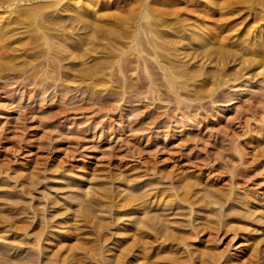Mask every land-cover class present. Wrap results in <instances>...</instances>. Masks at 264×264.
<instances>
[{"label": "rangeland", "instance_id": "1", "mask_svg": "<svg viewBox=\"0 0 264 264\" xmlns=\"http://www.w3.org/2000/svg\"><path fill=\"white\" fill-rule=\"evenodd\" d=\"M4 1L0 264H264V53L236 0L219 22L208 0ZM134 194L157 203L117 207Z\"/></svg>", "mask_w": 264, "mask_h": 264}, {"label": "bare ground", "instance_id": "2", "mask_svg": "<svg viewBox=\"0 0 264 264\" xmlns=\"http://www.w3.org/2000/svg\"><path fill=\"white\" fill-rule=\"evenodd\" d=\"M4 1V0H3ZM8 3H11V1L12 0H6ZM5 2V1H4ZM142 3V1L140 0L139 1V3ZM231 3H233V0L231 1V0H224V1H220V0H208L207 1V4H206V7L209 9V10H213V12L214 13H212V14H208L207 16L208 17H210V19H211V17H212V19L213 18H218L217 20H218V22L219 21H221V20H226V19H224V17H223V15H224V12H222V13H220V10H223V11H225L224 9L225 8H227V7H229V6H231ZM233 4H235L236 6H238V7H240V9L238 10V11H246L245 12V17H244V31L240 34L242 37H244V40L246 41V44H247V46L249 47V52H250V54H249V56L251 57H253V59H251V61L252 62H254V63H258V62H260L261 60V55H262V53H264V51H261V50H256L257 48V45H259V44H262V45H264V0H236V1H234V3ZM141 5V4H140ZM146 5H148L147 3H146ZM90 6V5H89ZM163 6H165V5H163ZM9 7V6H8ZM151 7V6H150ZM161 7V6H160ZM153 8V7H152ZM158 8V7H157ZM157 8H155V9H157ZM154 9V10H155ZM161 9H162V7H161ZM166 9V8H165ZM153 10V9H152ZM159 10V9H158ZM164 10V9H163ZM27 11V10H26ZM21 12V11H20ZM143 12V11H142ZM145 12V11H144ZM227 12V11H226ZM229 12V11H228ZM10 13H12V12H10ZM23 12H21V14H22ZM149 13V12H148ZM163 12H161V14H162ZM17 14H19L18 12H17ZM96 14V13H95ZM125 14V13H124ZM152 13H150V15H151ZM228 14V13H227ZM105 15H108V14H105ZM110 15V14H109ZM137 15V14H136ZM147 15V13H143V16H142V14H141V16L142 17H145ZM217 15V17H214V16H216ZM229 15H230V13H229ZM228 15V16H229ZM237 15V14H236ZM25 16V15H24ZM23 16V17H24ZM111 16V15H110ZM152 16V15H151ZM155 15H153V17H154ZM227 16V17H228ZM12 17V16H11ZM17 17H18V15H17ZM96 17V16H95ZM124 17V16H123ZM148 17V16H147ZM205 17H206V15H205ZM208 17H207V19H208ZM232 17V16H231ZM25 18H27V16L25 17ZM30 18V17H29ZM117 18V17H116ZM241 18V17H240ZM28 19V18H27ZM78 19V18H77ZM76 19V20H77ZM89 20H91L90 18H88ZM95 19V18H94ZM112 19V18H111ZM126 19V18H125ZM147 19V18H146ZM145 19V20H146ZM228 19V18H227ZM93 20V19H92ZM115 20V19H114ZM13 21V20H12ZM15 21V20H14ZM80 21H81V19H80ZM94 21V20H93ZM93 21H92V24H93ZM238 21V20H237ZM236 21V22H237ZM227 22V21H226ZM12 23V22H11ZM138 23V22H137ZM211 23V22H210ZM14 24H16V23H14ZM88 24V23H87ZM86 24V25H87ZM91 24V25H92ZM206 25L207 24H209V22L207 23H205ZM229 24V23H228ZM231 24V23H230ZM238 24V23H237ZM140 25V24H139ZM210 25V24H209ZM212 26H213V24H212ZM212 26H210V27H212ZM236 26V24L234 25V27ZM86 27V26H85ZM143 27V26H142ZM207 27H208V25H207ZM237 27V26H236ZM84 28V27H83ZM232 28H233V26H232ZM145 29V28H144ZM212 29H214V28H212ZM216 29V28H215ZM209 30H210V28H209ZM229 30V29H228ZM228 30H224V31H226V32H228ZM144 31H146V30H144ZM212 31V30H211ZM5 33L6 32H2L1 34H0V43L2 42V41H4V39H6V37H5ZM140 33V32H139ZM215 33H218L217 31L215 32ZM225 33V32H224ZM229 33V32H228ZM227 33V34H228ZM222 35V34H221ZM220 35V36H221ZM132 36V35H131ZM139 36H141V35H139ZM216 36H219V35H216ZM240 36V37H241ZM215 36L212 34V33H209L208 34V36H207V40H211L212 38H214ZM138 38H140V37H138ZM216 38V37H215ZM221 40H223L222 38H224V36L221 38V37H219ZM225 38H226V36H225ZM224 38V39H225ZM218 39V38H217ZM220 39H219V41H220ZM237 39H239V38H237ZM140 41V40H139ZM219 41L218 42H216V43H219ZM138 42V41H137ZM140 42H138V44H139ZM212 43V42H211ZM214 43V42H213ZM204 44L205 45H207V44H209V42H206V40L204 41ZM142 45V44H141ZM215 45V44H214ZM219 45V44H218ZM0 46H1V44H0ZM4 46V45H3ZM3 46L1 47L2 48V50H4L3 49ZM222 47H223V45H221ZM134 47V46H133ZM261 49V48H260ZM1 50V49H0ZM6 50V49H5ZM133 50V49H132ZM141 50H142V48H141ZM264 50V49H263ZM139 52H140V50H139ZM207 52V51H206ZM211 52V51H210ZM223 52V51H222ZM212 53V52H211ZM211 53H209V54H211ZM221 53V52H220ZM120 54V53H119ZM206 54V53H205ZM208 54V53H207ZM213 55H214V52H213ZM216 55V54H215ZM117 56V55H116ZM220 56V55H219ZM122 58V57H121ZM260 58V59H259ZM243 59H245V58H243ZM264 59V58H263ZM262 59V60H263ZM250 61V62H251ZM122 62V61H121ZM250 64V63H249ZM264 65V60H263V63H261V65ZM260 65V64H259ZM246 74H249V73H246ZM233 170V169H232ZM242 170V169H241ZM247 170V169H246ZM37 176V175H36ZM168 176V175H167ZM183 176V175H182ZM186 176V175H185ZM163 177V176H162ZM34 178H35V176H34ZM158 178V177H157ZM165 178V177H164ZM37 179V178H36ZM39 179H40V177H39ZM38 179V180H39ZM156 179V178H155ZM187 179V178H186ZM188 179H190V178H188ZM26 180V179H25ZM30 180H31V178H30ZM38 180H36L37 182H38ZM192 180V179H191ZM190 180V181H191ZM29 181V180H28ZM128 182L127 183H129V180H127ZM131 181V180H130ZM196 181H198V180H196ZM200 181V180H199ZM157 182V181H156ZM27 183V182H26ZM25 183V184H26ZM32 183H34V182H32ZM126 183V182H125ZM153 183V182H152ZM157 183H159V182H157ZM175 183V182H174ZM173 183V184H174ZM154 184H155V182H154ZM153 184V185H154ZM161 184V183H160ZM187 184V183H186ZM22 185V184H21ZM27 185H28V183H27ZM125 185H127V184H125ZM152 185V184H151ZM180 185V184H179ZM29 186V185H28ZM190 185H188V187H189ZM204 186V185H203ZM208 186V185H207ZM105 187H107V186H105ZM134 187V186H133ZM144 187V186H143ZM145 187H147V185L145 186ZM185 187V186H184ZM184 187H183V189H184ZM109 187H107V189H108ZM178 189H179V187H177ZM104 189V188H103ZM176 189V188H175ZM182 189V190H183ZM229 189H230V187H229ZM36 190V189H35ZM95 189H93V191H94ZM100 190V189H99ZM142 190V189H141ZM161 190V189H160ZM164 190H166V189H164ZM163 190V191H164ZM200 190V189H199ZM203 190H207V189H203ZM218 190H221V189H218ZM18 191V190H17ZM92 191V192H93ZM104 191H107V190H104ZM131 191V190H130ZM133 191V190H132ZM151 191V190H150ZM29 192V191H28ZM91 192V193H92ZM99 192V191H98ZM100 192H102V191H100ZM135 192V191H134ZM133 192V193H134ZM229 192V191H228ZM88 193V192H87ZM128 193H129V191H128ZM136 193V192H135ZM140 193H141V191H140ZM148 193V192H147ZM154 193V192H153ZM155 193H157V192H155ZM161 193V192H160ZM205 192L203 191V194H204ZM207 193H209L208 191L206 192V195H208L209 196V194H207ZM220 193H221V191H220ZM227 193V192H226ZM78 193H76V195H77ZM89 194V193H88ZM131 194V196H132V192L130 193ZM169 194V193H168ZM180 194V193H179ZM91 195V194H90ZM107 195V194H106ZM135 195V194H134ZM184 195H186V193H184ZM183 195V193L182 194H180L179 195V197H178V199H180V200H189L186 196H184ZM194 195V194H193ZM196 195V194H195ZM205 195V197H208V196H206ZM210 195H211V193H210ZM34 196V195H33ZM81 196V195H80ZM93 196V195H92ZM95 196V195H94ZM128 196V195H127ZM136 197H134L133 196V198H127L126 199V203L125 202H120L119 204H117V207L119 208L120 206L121 207H123L124 208V206H126V207H128L129 205H130V203L129 202H131V201H137V199H141V200H139V202H140V204L137 206V207H135L134 206V208H133V205H132V207H130L131 209L133 208V209H136V210H138V211H141L142 212V214H143V212L144 211H146L147 213H148V211L146 210V207H150V204H151V206H152V202H154V201H150V202H144V200L143 199H145L146 200V198L148 199V197H146V196H144L145 198H143V197H137L138 195H135ZM148 196V195H147ZM161 196V195H160ZM171 196H173V195H171ZM171 196H170V199H171ZM204 196V195H203ZM215 196V195H214ZM223 196V195H222ZM242 196V195H241ZM240 196V197H241ZM98 197V196H97ZM126 197V196H125ZM168 197V196H167ZM210 197H213L212 195L210 196ZM230 197V196H229ZM9 198V197H8ZM37 198H39V197H37ZM79 198V197H78ZM80 198H82V197H80ZM79 198V199H80ZM94 198V197H93ZM158 198V197H157ZM156 198V199H157ZM165 198V197H164ZM202 198V197H201ZM216 198H217V196H216ZM215 197H213V200L214 199H216ZM226 199L228 198L227 197V195H226V197H225ZM1 200H2V198H0ZM15 199H16V197H15ZM22 199V198H21ZM83 199V198H82ZM85 199V198H84ZM193 199V198H192ZM205 199V198H204ZM208 199V198H207ZM5 200H7V199H5ZM4 199H3V201H5ZM74 200V199H73ZM88 200V199H87ZM86 200V201H87ZM125 200V199H124ZM127 200L129 201L128 202V204H127ZM151 200V199H150ZM158 200V199H157ZM156 200V201H157ZM211 200V199H210ZM220 200V199H219ZM2 201V202H3ZM20 201H22V200H20L19 199V202ZM76 201V200H75ZM101 201H103V200H101ZM212 201V200H211ZM10 202V201H9ZM8 202V203H9ZM16 202H18V201H16ZM26 202V201H25ZM25 202H23V204L25 203ZM61 202V201H60ZM83 202H85V200H83ZM90 202V201H89ZM168 202V201H167ZM203 202V199L201 200V199H198V200H196L194 203H195V205H196V203H202ZM206 203H208V201H205ZM214 202H216V201H214ZM222 202V201H221ZM220 202V203H221ZM245 202L247 203V200H245ZM250 202V201H249ZM103 203V202H102ZM132 203V202H131ZM155 203H157V202H154V205H155ZM189 203V202H188ZM191 203V202H190ZM240 203V202H239ZM28 204V203H27ZM43 204V203H42ZM80 204V203H79ZM87 204V203H86ZM108 204V203H107ZM135 204V203H134ZM161 204H163V203H161ZM211 204V203H210ZM216 204V203H215ZM44 205V204H43ZM94 205V204H93ZM100 205V204H99ZM104 205V204H103ZM119 205V206H118ZM148 205V206H147ZM164 205V204H163ZM213 205V204H212ZM241 205V204H240ZM245 205V204H244ZM247 205V204H246ZM13 206H14V204H13ZM34 206V205H33ZM32 206V207H33ZM37 206V205H36ZM42 206V205H41ZM49 206V205H48ZM65 206V205H64ZM76 206H78V204L76 205ZM83 206V205H82ZM85 206H87V205H85ZM97 206V205H96ZM102 206V205H101ZM107 206V205H106ZM164 206H166V205H164ZM203 206H206L205 205V203L203 204ZM218 206V205H217ZM243 206V205H242ZM254 206V205H253ZM7 207H9V206H7ZM22 207V206H21ZM47 207V206H46ZM68 207V206H67ZM84 207V206H83ZM98 207V206H97ZM120 207V208H121ZM125 207V208H126ZM230 207H234V206H230ZM75 208V207H74ZM89 207H87V209H88ZM96 208V207H95ZM122 208V209H123ZM124 208V209H125ZM163 208V207H162ZM177 208V207H176ZM175 208V209H176ZM181 208V207H180ZM184 208V207H183ZM259 208V207H258ZM18 209V208H17ZM27 209V208H26ZM38 208L36 207V210H37ZM55 209V208H54ZM69 209V208H68ZM90 209H92L91 207H90ZM129 209V208H128ZM166 209V208H165ZM165 209H164V211H165ZM168 209V208H167ZM174 209V210H175ZM206 209V208H205ZM237 209V208H236ZM240 208H238L237 210H239ZM250 209V208H249ZM7 210V209H6ZM18 210H20V209H18ZM73 210V209H72ZM78 210V209H77ZM84 210V209H83ZM86 210V209H85ZM93 210V209H92ZM98 210V209H97ZM127 210V209H126ZM130 210V209H129ZM170 210V209H169ZM181 211H182V209H180ZM179 210V211H180ZM213 210V209H212ZM212 210H210V211H212ZM232 210V209H231ZM231 210H229L230 212H231ZM10 211V210H9ZM17 211V210H16ZM21 211V210H20ZM23 211H25V210H23ZM70 211V210H69ZM74 211V210H73ZM72 211V212H73ZM90 211V210H89ZM94 211V210H93ZM105 211V210H104ZM173 211V210H172ZM201 211V210H200ZM209 211V210H208ZM228 211V212H229ZM242 211V210H241ZM247 211V210H246ZM59 212V211H58ZM75 212V211H74ZM95 212V211H94ZM97 212V211H96ZM202 212V211H201ZM205 212H206V210H205ZM235 212H238L239 213V211H235ZM234 212V213H235ZM248 212V211H247ZM246 212V213H247ZM4 213V212H3ZM6 213V212H5ZM4 213V214H5ZM18 213V212H17ZM22 213V212H21ZM51 213V212H50ZM57 213V212H56ZM78 213V212H77ZM123 213V212H122ZM144 214V215H148V214ZM155 213V212H154ZM158 213V212H157ZM181 213V212H180ZM211 214V216H212V212H210ZM215 212H213V214H214ZM242 214H243V212H241ZM244 213H245V211H244ZM245 213V214H246ZM264 213V212H263ZM0 214H2V212L0 213ZM26 214H28V213H26ZM29 214H31V213H29ZM40 214H42V213H40ZM92 214H94V213H92ZM141 214V215H142ZM150 214V213H149ZM188 214V213H187ZM208 214V213H207ZM227 214V213H226ZM229 214V213H228ZM241 214V215H242ZM249 214V213H248ZM252 214V213H251ZM13 215H15V214H13ZM12 215V216H13ZM51 215V214H50ZM74 215V214H73ZM115 215V214H114ZM126 215V214H125ZM144 215H143V217H144ZM158 215V214H157ZM166 215V214H165ZM179 215H181V214H179ZM223 215V214H222ZM244 215V214H243ZM253 215V214H252ZM37 216V215H36ZM38 216H39V214H38ZM51 216H53V215H51ZM55 216V215H54ZM93 217H94V215H92ZM117 216V215H116ZM124 216V215H123ZM131 216V215H130ZM139 216V215H138ZM153 216V215H152ZM184 216V215H183ZM247 216V214L245 215V217ZM9 217H10V214H9ZM17 217H18V215H17ZM26 217V216H25ZM92 217V218H93ZM133 217V216H132ZM142 217V218H143ZM151 217V216H150ZM214 217V216H213ZM217 217V216H216ZM13 218V217H12ZM27 218V217H26ZM31 218V217H30ZM47 218V217H46ZM137 218H139V217H137ZM145 218V217H144ZM160 219L161 220V222L163 223L165 220V218L163 219L162 217H161V215H160V217H159V215L158 216H155V219ZM251 218V217H250ZM140 219V218H139ZM146 219V218H145ZM1 220H2V217H1ZM50 220H51V218H50ZM93 220V219H92ZM114 220V219H113ZM137 220V219H136ZM141 220H143V219H141ZM164 220V221H163ZM203 220H204V218H203ZM4 221V220H3ZM6 221V220H5ZM28 221V220H27ZM71 221V220H70ZM151 221V220H150ZM154 221V220H153ZM157 222H158V220H156ZM168 221H170V220H168ZM168 221H166V222H168ZM207 221V220H206ZM249 221V220H248ZM7 222V221H6ZM15 222V221H14ZM14 222H13V224H14ZM133 222V221H132ZM142 223L144 222L146 225L147 224H150L151 225V223L147 220H143V221H141ZM1 223H3V222H1ZM19 223V222H18ZM38 223H39V220H38ZM96 223L98 224V222L96 221ZM137 223V222H136ZM135 223V224H136ZM140 223V222H139ZM165 223V222H164ZM163 223V224H164ZM170 223V222H169ZM174 223V222H173ZM176 223V222H175ZM210 223V222H209ZM20 224V223H19ZM22 224V223H21ZM26 224V223H25ZM60 224V223H59ZM134 224V223H133ZM145 224L144 225H140V226H142V227H144L145 226ZM153 224V223H152ZM171 224H172V221H171ZM180 224V223H179ZM179 224H177V225H179ZM182 225H183V223H181ZM187 224V223H186ZM185 224V225H186ZM203 224V223H202ZM211 224H212V222H211ZM226 224V223H225ZM232 224H234V223H232ZM244 224V223H243ZM16 225H17V222H16ZM29 225V224H28ZM75 225V224H74ZM101 225V224H100ZM230 225H231V223H230ZM71 226V225H70ZM139 225H138V227H133V229L135 228V230H137L139 233H137L135 236H136V240L135 241H137V242H139V243H141V237H140V235H141V233H142V231H141V229H139V228H141ZM160 226H162V225H160ZM164 226V225H163ZM203 226V225H202ZM209 226V225H208ZM225 226V225H224ZM227 226H228V224H227ZM226 226V227H227ZM236 226V225H235ZM239 226H241V225H239ZM72 227H74V226H72ZM81 227V226H80ZM145 227H147V226H145ZM169 227V226H168ZM204 227H207V226H204ZM242 227H243V225H242ZM247 227V226H246ZM49 228V227H48ZM82 228H83V226H82ZM87 228V227H86ZM150 228V227H149ZM165 228V227H164ZM201 228V230H202V227H200ZM209 229H210V227H208ZM75 229H77V228H75ZM166 229V228H165ZM205 229V228H204ZM207 229V228H206ZM214 229V228H213ZM212 229V231H214ZM233 229V228H232ZM236 229H238V228H236ZM32 230H34V229H32ZM36 230V229H35ZM40 230V232L39 233H41L43 230H44V227H42L41 226V228L39 229ZM150 230V229H149ZM164 230V229H163ZM168 230V229H167ZM216 231L214 232L215 234H212V233H209V236H212L213 237V239H217V237H219V235H218V232H219V229H217V227H216V229H215ZM224 230V229H223ZM226 230V229H225ZM231 230V229H230ZM38 231V230H37ZM131 231V230H130ZM133 231V230H132ZM162 231V230H161ZM172 231H174V230H172ZM200 231V230H199ZM32 232V231H31ZM101 232V231H100ZM169 232H170V228H169ZM183 232V231H182ZM224 232V231H223ZM222 232V233H223ZM231 232V231H230ZM237 230H234L233 229V231H232V233H233V235H236L237 234ZM37 233V232H36ZM39 233H37V234H39ZM134 233V232H133ZM181 233V232H180ZM188 233V232H187ZM197 233H199V232H197ZM222 233L220 234V235H222ZM226 233V232H225ZM224 233V234H225ZM84 234V233H83ZM165 234H167L166 232H165ZM176 234L177 235H179L177 232H176ZM182 234V233H181ZM189 234V233H188ZM200 234V233H199ZM132 235H134V234H132ZM131 235V236H132ZM168 235H170L171 236V234H169L168 233ZM190 235V234H189ZM188 235V236H189ZM192 235V234H191ZM231 235V234H230ZM75 236V235H74ZM106 236V235H105ZM134 236V237H135ZM162 237H163V235H161ZM160 236V237H161ZM170 236H169V238H170ZM182 236V235H181ZM184 236V235H183ZM187 236V237H188ZM239 236V235H238ZM20 237H22L21 235H20ZM36 238H38L39 240H40V238H41V236H35ZM159 237V238H160ZM185 237V236H184ZM190 237V236H189ZM188 237V238H189ZM192 237V236H191ZM221 237V236H220ZM233 237V236H232ZM240 237V236H239ZM32 238V237H31ZM178 238H180V237H178ZM193 238V237H192ZM1 239V238H0ZM4 239H6V238H4ZM103 239V238H102ZM140 239V240H139ZM147 239H149V238H147ZM146 239V240H147ZM153 239V241L154 240H157L156 239V237L154 236V238H152ZM229 239V238H228ZM12 240H14V239H12ZM19 240V239H18ZM26 240V239H25ZM32 240V239H31ZM80 240V239H79ZM79 240H76V241H79ZM164 240H165V237H164ZM163 240V241H164ZM172 240V239H171ZM178 240H180V239H178ZM177 240V241H178ZM7 241H9V240H7ZM21 241V239L19 240V242ZM24 241V240H23ZM102 241V240H101ZM153 241H151V242H153ZM208 241V240H207ZM215 241H217V240H215ZM12 242H14V241H12ZM18 242V243H19ZM25 242V241H24ZM27 242V241H26ZM53 242V241H52ZM165 242V241H164ZM23 243V242H22ZM21 243V244H22ZM28 243V242H27ZM32 243V242H31ZM38 244V246L39 247H41V245H40V243L39 242H37ZM154 243V242H153ZM79 244V243H78ZM86 244V243H85ZM130 244V243H129ZM134 244V243H133ZM142 244L143 243H141V246H142ZM159 244V243H158ZM26 245V244H25ZM73 245V244H72ZM87 245H89V244H86V246ZM174 245V244H173ZM57 246V245H56ZM69 247V246H68ZM67 247V248H68ZM78 247H80V246H78ZM221 247V246H220ZM60 248V247H59ZM77 248V247H76ZM83 248V247H82ZM123 248V247H122ZM88 249V248H87ZM221 249V248H220ZM223 249V248H222ZM54 250V249H53ZM52 250V254L54 255V251ZM72 250V249H71ZM83 250V249H82ZM123 250V249H122ZM128 250V249H127ZM208 251H209V249H207ZM67 251H68V249H67ZM211 251V250H210ZM106 252V251H105ZM129 252V251H128ZM212 252H214V251H212ZM51 253H50V255H51ZM66 253V252H65ZM73 253V252H72ZM87 253H88V251H87ZM90 253H91V251H90ZM121 253V252H120ZM125 253V252H124ZM172 253V252H171ZM209 253H211V252H209ZM57 253H55V255H56ZM70 254H71V251H70ZM173 254H174V252H173ZM176 254V253H175ZM212 254V253H211ZM215 254H216V252H215ZM220 254H221V252H220ZM1 255V254H0ZM6 255V254H5ZM48 255V254H47ZM47 255H45V256H47ZM54 255V256H55ZM72 255V254H71ZM91 255V254H90ZM93 255V254H92ZM123 255H125V254H123ZM169 255H171L170 253H169ZM1 256H3V257H1V258H5V256H4V254H2ZM49 256V255H48ZM75 256V255H74ZM173 256V255H172ZM204 256V255H203ZM217 256H218V254H217ZM12 257V256H11ZM27 257V256H26ZM41 257V256H40ZM53 257V256H52ZM69 257V256H68ZM28 258V257H27ZM49 257H47V259H48ZM60 259L62 258V254H61V257H59ZM208 258L210 259V257L208 256ZM215 258V257H214ZM20 259H22V257L20 258ZM47 259H45V261L47 260ZM119 259V258H118ZM121 259H123L122 257H121ZM201 259V258H200ZM199 259V260H200ZM217 259V258H216ZM4 260V259H3ZM8 260V259H7ZM10 260V259H9ZM13 260H15V259H13ZM23 260V259H22ZM52 261H54L55 262V260H53V259H51ZM63 260V259H62ZM61 260V261H62ZM73 260H75V259H73ZM167 260V259H166ZM173 260V259H172ZM5 261V260H4ZM28 261H31V260H28ZM59 261V260H58ZM117 261V260H116ZM181 261V260H180ZM179 261V262H180ZM202 261H205V260H202ZM248 261H250L249 259H248ZM3 262V261H2ZM13 262V261H12ZM20 262V261H19ZM22 262V261H21ZM34 262V261H33ZM50 263H52L51 261H49ZM178 262V261H177ZM178 262V263H179ZM185 262V261H184ZM201 262V261H200ZM8 263V262H7ZM10 263V262H9ZM17 263H18V261H17ZM59 263V262H58ZM181 263H182V261H181ZM180 263V264H181ZM14 264H16V261H15V263ZM19 264V263H18ZM32 264V263H31ZM34 264V263H33ZM41 264V263H40ZM53 264V263H52ZM68 264V263H67ZM69 264H70V262H69ZM78 264V263H77Z\"/></svg>", "mask_w": 264, "mask_h": 264}]
</instances>
